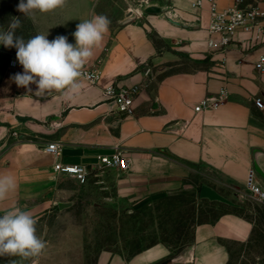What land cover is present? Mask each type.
Here are the masks:
<instances>
[{
    "label": "crops",
    "instance_id": "1",
    "mask_svg": "<svg viewBox=\"0 0 264 264\" xmlns=\"http://www.w3.org/2000/svg\"><path fill=\"white\" fill-rule=\"evenodd\" d=\"M193 1H144L126 13L84 67L100 72L97 86L82 80L71 101L57 92L36 97L12 79L23 72L21 65L6 69L0 79V174L13 175L17 188L0 201V215L17 206L34 210L52 192L66 194L71 177L55 176L57 161L88 168V179L103 177L121 201L195 194L202 186L247 192L251 172L264 190V109L253 102L260 98L264 105V69L256 68L264 56V32L255 40L238 30L228 48L210 49V37L217 40L208 32L210 3L194 7ZM214 1L220 10L235 4L264 9V0ZM98 2L67 0L63 8L30 20L49 40L65 35L74 44L76 25L94 15ZM112 83L139 86L134 116L120 117L105 101L103 89ZM205 99L208 106L195 111ZM212 99L220 103L213 106ZM49 143L61 147L58 160L44 151ZM116 149L129 162L126 172L99 166V157ZM252 231L250 220L226 212L194 225L192 241L176 261L228 264L229 244L248 242ZM170 256L156 244L128 264H155ZM105 264H115L114 257L107 256Z\"/></svg>",
    "mask_w": 264,
    "mask_h": 264
},
{
    "label": "rangeland",
    "instance_id": "2",
    "mask_svg": "<svg viewBox=\"0 0 264 264\" xmlns=\"http://www.w3.org/2000/svg\"><path fill=\"white\" fill-rule=\"evenodd\" d=\"M144 1L152 0H99L94 15L106 16L111 21L109 32H113L126 13ZM19 2L0 0L1 27L7 29L12 17H20L16 33L28 39L39 33L30 18L17 11ZM12 59H16V49L0 45V76ZM99 179L80 184L70 178L64 184L66 194L52 192L37 200L34 210L22 209L37 221L36 234L46 242V249L36 258L0 257V264H31L32 259L36 264H105L107 256H113L115 264H128L156 244L168 248L171 256L155 264H183L169 260L192 241L194 225L211 222L226 212L238 213L253 224L248 242L229 244L228 264H264V205L251 200L246 191L214 188L235 207L185 192L121 201L112 187L101 182L103 177ZM58 202L71 206L59 210Z\"/></svg>",
    "mask_w": 264,
    "mask_h": 264
},
{
    "label": "clouds",
    "instance_id": "3",
    "mask_svg": "<svg viewBox=\"0 0 264 264\" xmlns=\"http://www.w3.org/2000/svg\"><path fill=\"white\" fill-rule=\"evenodd\" d=\"M67 0H20L17 11L25 17L37 13H50L63 8ZM111 21L104 15H92L76 25L72 33L75 43L68 37L58 35L49 40V33L36 34L25 39L17 35L20 17H12L7 29L0 27V45L16 49V59L22 73L12 79L36 97L60 93L71 101L81 91V81L86 78L84 67L93 56V50L103 41ZM36 85L35 90L31 85ZM17 188L15 177L0 174V201H4ZM36 223L29 211L13 207L0 215V257H39L46 249V242L36 234ZM15 264V261L12 262ZM31 264H36L32 259Z\"/></svg>",
    "mask_w": 264,
    "mask_h": 264
},
{
    "label": "built area",
    "instance_id": "4",
    "mask_svg": "<svg viewBox=\"0 0 264 264\" xmlns=\"http://www.w3.org/2000/svg\"><path fill=\"white\" fill-rule=\"evenodd\" d=\"M203 0H194L192 6L196 7L202 3ZM210 5L209 12V26L208 32L210 36H217V40L210 37L208 40V47L210 49L217 48L225 50L230 46L233 41L235 33L240 30L244 34H250L254 36L255 40H259L260 36L264 32V9L258 6H241L235 4L224 10H220L214 0H208ZM20 65L17 59H12L9 62V67H15ZM256 68L259 71L264 69V56L260 57ZM85 76L83 80L90 87H95L98 84L100 78V72L93 68H84ZM150 72V69L145 71L146 75ZM139 86H133L129 88L118 86L117 83H112L103 89V96L105 101L112 105L113 111L120 117H130L135 115V100L139 94ZM226 91L222 89L219 93L224 97ZM213 106L218 105L219 100L212 99ZM210 100L205 99L201 101L195 108V111H200L208 106ZM254 105L263 110L264 105L260 98L253 100ZM44 151L53 155L56 160L60 158L61 147L56 143H49L44 148ZM99 166L104 168H117L123 172L129 169V162L127 158L123 157L119 150L108 156L99 157ZM53 172L55 176L64 175L75 179L78 183L84 184L87 182L90 170L80 165H65L59 161L53 166ZM247 194L248 197L258 204L264 205V190L258 185L255 177V173L251 172L247 179Z\"/></svg>",
    "mask_w": 264,
    "mask_h": 264
},
{
    "label": "water",
    "instance_id": "5",
    "mask_svg": "<svg viewBox=\"0 0 264 264\" xmlns=\"http://www.w3.org/2000/svg\"><path fill=\"white\" fill-rule=\"evenodd\" d=\"M200 196L202 198L211 200V201H219L222 203H227L228 201L224 199L222 196H220L216 191H214L212 188L207 186H202L200 189ZM70 202H59L57 203V208L59 210H62L64 208L70 207ZM180 258V255H177L176 257H172L169 261H176Z\"/></svg>",
    "mask_w": 264,
    "mask_h": 264
},
{
    "label": "trees",
    "instance_id": "6",
    "mask_svg": "<svg viewBox=\"0 0 264 264\" xmlns=\"http://www.w3.org/2000/svg\"><path fill=\"white\" fill-rule=\"evenodd\" d=\"M5 14L2 12V14H1V17H3ZM2 19H0V27L2 26ZM152 39H153V41H154V43H156L157 44V41H156V39L152 36ZM4 72H5V69L3 70V73L1 74V76H0V79L2 78V76L4 75ZM224 204H227L228 206H230V207H235V205L233 204V203H231V202H227V203H224ZM232 213H235V212H232ZM235 214H237V215H240V214H238V213H235ZM222 215V214H221ZM220 216V215H219ZM218 216V217H219ZM241 216V215H240ZM217 217V218H218ZM217 218H215V219H217ZM214 219V220H215ZM246 219V218H245ZM213 220V221H214ZM213 221H211V222H213ZM203 223H206V222H203ZM201 224V223H200ZM152 246H154V245H152ZM152 246H150V247H152ZM150 247H148L147 249H149ZM146 249V250H147Z\"/></svg>",
    "mask_w": 264,
    "mask_h": 264
}]
</instances>
